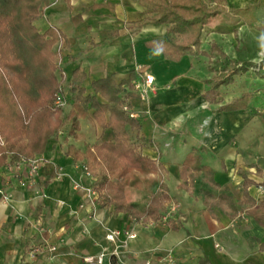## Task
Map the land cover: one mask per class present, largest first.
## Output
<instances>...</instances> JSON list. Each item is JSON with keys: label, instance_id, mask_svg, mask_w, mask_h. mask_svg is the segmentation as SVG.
<instances>
[{"label": "crops", "instance_id": "1", "mask_svg": "<svg viewBox=\"0 0 264 264\" xmlns=\"http://www.w3.org/2000/svg\"><path fill=\"white\" fill-rule=\"evenodd\" d=\"M241 1L227 0L225 6ZM149 11L140 0H50L35 26L41 32L54 27L62 35L51 49L64 83L77 68L85 73L87 93H92V81L111 77L120 83L132 75L123 85L124 101L139 118L140 129L129 128L128 134L156 162L168 219L134 221L99 207L96 194L88 193L94 179L73 152L112 140L111 130H103L90 111L73 132L65 120L42 154L37 178H27L22 166L0 168V188L8 196L0 198V264H90L83 259L99 254L107 263L114 250L120 264H264V227L247 213L252 206L245 203L242 177L245 173L252 181L246 192L259 203L264 198V191H258L264 187V76L251 89L235 75L231 84L216 88V101L209 102L205 93L212 85L207 81L215 76L205 63L210 54L193 50L177 61L165 57L150 44L167 38L166 25L131 26ZM207 23L200 50L210 53L211 44L222 40L215 32L208 35ZM140 71L154 76V90L145 100L132 90ZM244 93L251 94L246 109H222ZM66 97L69 114V91ZM193 148L202 149L201 164L213 171L219 185L211 192L232 198L235 215L226 204L205 203L203 189L209 187L201 177L182 188L180 169ZM125 194L129 202L140 199L133 188ZM132 228L137 236L126 246L105 237Z\"/></svg>", "mask_w": 264, "mask_h": 264}, {"label": "trees", "instance_id": "2", "mask_svg": "<svg viewBox=\"0 0 264 264\" xmlns=\"http://www.w3.org/2000/svg\"><path fill=\"white\" fill-rule=\"evenodd\" d=\"M140 1L150 11L131 26L137 30L146 24L166 25L167 38L150 44L165 57L177 61L193 50L204 56L218 52L224 57L215 43L211 44L210 53L201 51L200 36L208 19L220 14L227 0ZM49 4L50 0H0V138H3V142L0 141V168H15L23 161L40 157L65 124L62 107L55 105L56 96L63 95L64 78L51 49L62 35L54 27L41 32L35 26V20ZM259 7H264V0H254L235 12L254 11ZM239 63L232 65L231 70L224 67L207 81L212 86L205 93L206 100L214 103L218 86L231 84L235 75L245 73L253 66L241 63L235 67ZM85 77V73L77 68L67 83L72 106L67 119L70 120V132H73L78 128V119L88 117L92 111V119L103 130H111L112 140L87 146L83 152H73L74 159L81 161L94 179L92 190L97 205L111 208L115 214L126 213L134 221L162 220L167 195L156 162L143 155L128 134L129 128L140 129L139 118L130 116L133 111L124 101L123 85L130 82L132 75L120 83L111 77L92 81V93H87L82 85ZM250 97V93H244L222 109H246ZM201 150L193 148L184 158L180 169L182 188L201 177L209 187L203 189L205 203L209 207L226 204L235 215L238 209L232 198L211 192L219 185L214 181L213 171L201 164ZM242 177L245 203L252 206L247 213L264 227V198L255 204L246 192L252 181L245 173ZM126 188H133L140 199L129 202Z\"/></svg>", "mask_w": 264, "mask_h": 264}, {"label": "rangeland", "instance_id": "3", "mask_svg": "<svg viewBox=\"0 0 264 264\" xmlns=\"http://www.w3.org/2000/svg\"><path fill=\"white\" fill-rule=\"evenodd\" d=\"M251 1L242 0L237 4H232L231 2L228 7L224 6L220 14L208 19L210 22H208L209 27L206 31H208V35L209 32H215L220 37L221 43H213L218 46L225 58L219 55L218 52H211L209 59L205 60V63L209 64L215 76L224 67H227V69L230 67L231 70L232 65L237 62L253 64L247 70L248 72L246 71L239 75L242 76L241 78L246 79L247 87L251 89L253 87L254 89L255 86H259L258 82L255 81L261 78V74L264 76V29H262L264 25V7L256 8L254 11L243 10L244 12H238V14L235 12V9H243L245 6L250 5ZM62 87L63 95L66 96L69 90L68 85L63 82ZM69 106V101L62 106L65 120H67ZM0 141L2 143L3 138H0ZM35 159L43 160V157L41 155L40 157H35ZM22 167L26 168L25 166Z\"/></svg>", "mask_w": 264, "mask_h": 264}, {"label": "built area", "instance_id": "4", "mask_svg": "<svg viewBox=\"0 0 264 264\" xmlns=\"http://www.w3.org/2000/svg\"><path fill=\"white\" fill-rule=\"evenodd\" d=\"M154 76L151 73H148L146 71H140L137 74V77L132 82V90L137 94L139 99L145 100L148 96V94L154 90ZM68 103V98L65 95L58 94L55 98V105L58 107H62ZM130 116L136 117L135 113H131ZM43 160L42 159H29L26 161H23L19 166H25L26 168V176L29 179H33L35 175H37L38 170L41 167ZM19 166L15 167L18 168ZM258 190L260 192H263V186H259ZM88 193L95 194L94 191L88 190ZM0 198L3 200H7L8 196L5 192H3V189L0 188ZM166 216L163 217V221L166 220ZM137 236V232L134 228L125 230V231H111L106 234V239L111 242H115L119 240V245L126 246L128 241L135 238ZM55 247H50L49 251H55ZM31 258H35V252L32 251L30 254ZM117 252L114 250L112 252V259H109L107 263H105L104 260V254H99L96 257H85L83 260L90 264H120L114 257H117ZM167 262L172 263L173 259H167ZM149 264V263H147Z\"/></svg>", "mask_w": 264, "mask_h": 264}]
</instances>
